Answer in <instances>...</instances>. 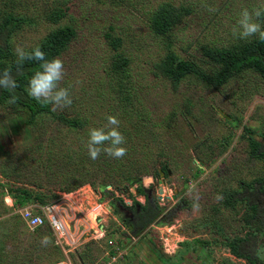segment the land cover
<instances>
[{
  "label": "rangeland",
  "instance_id": "rangeland-1",
  "mask_svg": "<svg viewBox=\"0 0 264 264\" xmlns=\"http://www.w3.org/2000/svg\"><path fill=\"white\" fill-rule=\"evenodd\" d=\"M164 2L185 14L159 35L150 18ZM261 6L264 0H0V21L20 18L8 35L9 54L0 56L6 64L16 62L18 45L30 51L52 29L74 30L51 57L64 64L60 87L69 90L70 107L48 104L30 121L25 107L0 103V186L59 196L51 205L31 197L10 206L0 194V264H107L113 254L123 264H248L227 246L246 233L264 264V158L254 156L245 136L251 130L264 147V81L245 68L209 85L205 75L219 67L202 53L246 41L238 36L239 14ZM259 22L264 26V17ZM165 53L192 70L177 80L161 76L153 66ZM121 57L126 62L116 68ZM108 115L120 121L126 155L102 152L84 161L89 129L102 127ZM137 168L141 178L130 183L122 173ZM72 177L94 186L64 191ZM139 185L167 222L157 218L135 235L109 199L124 207L145 203ZM242 185L254 189L253 202L263 207L254 216ZM230 193L237 194L232 203ZM23 211L42 219L53 213L64 231H32Z\"/></svg>",
  "mask_w": 264,
  "mask_h": 264
},
{
  "label": "trees",
  "instance_id": "trees-1",
  "mask_svg": "<svg viewBox=\"0 0 264 264\" xmlns=\"http://www.w3.org/2000/svg\"><path fill=\"white\" fill-rule=\"evenodd\" d=\"M184 14L185 9L182 6L176 7L175 5L167 2L161 3L151 14L150 28L154 33L162 35L175 23H177ZM19 21V17L10 14L6 15L0 21V56H6L9 54L7 45L8 35L10 31L19 23ZM73 35L74 30L69 25L52 29L49 32L47 39L42 41V43L39 45V48L45 53L46 59L51 60V57L61 48H63ZM202 53L207 57V59L211 61V63L216 64L219 67L217 71H213L207 77L205 75L204 78L209 85H221L234 73L245 68L252 69L264 81V41H260L256 37H252L250 40L237 42L225 48L207 47L202 49ZM125 62L126 59L124 57L118 58L115 61L114 66L116 68L122 67ZM153 67L161 76L170 80H177L187 71L190 69L192 70V66L190 67L188 63H184L179 60L176 61L172 53H165L156 63H154ZM5 69L12 70L16 79V88L14 92L0 88V103L5 99L11 98L12 95L17 96L18 99L15 104L25 107L30 115L29 120L32 121V118L35 115L47 109V105H42L36 100L32 99L23 89V85L27 84L34 72L40 70L39 62L26 61L23 64L22 70L20 72H16V62L6 64L0 61V72ZM72 123L77 124L76 121H72ZM245 136L249 142L250 149L256 150V154L254 156H262L264 158L263 144L254 138L253 132L249 129H245ZM262 138L264 140V137ZM84 155V161H88L90 159L88 154ZM140 170L142 169L137 168V170H134L133 173L122 174H124L126 180H129V182L132 183L140 180L141 176L139 177V173H137L140 172ZM79 172L82 176H89V172L85 169H81ZM90 172L91 175H94L96 170L91 168ZM109 178L111 177H108V179ZM108 179L103 182L111 183ZM69 182H71L70 187H66L64 191H69L70 189H74L84 183H88L91 187L94 186V183L91 180L87 181L73 177L69 180ZM241 188L243 191L248 193L246 196V200L249 201L247 207H249L251 210V214L254 216L258 210H263L261 205L262 203L259 204L262 207L260 209L258 208L257 203L253 202V200H256V196L252 193L254 192V189L250 188L248 185H242ZM138 190V192L143 193L146 196L145 203H134L139 207V209H141L139 212V222H136L134 225H132L130 224L131 222L121 219V221L125 222L126 225H131L130 230H133L135 235L144 230L157 218V222H167L164 213H162L161 207H159L155 202H150V199H148L147 194L144 192V187L139 185ZM1 193H5V195H8L10 198H12L13 204L15 202L17 206H22L24 202L31 197L41 205H51L59 198L57 193H50L44 196L41 193H32L26 187H20L18 185L0 186V194ZM236 195V193H230L228 203L235 201ZM261 195H264V193ZM109 202L115 207V209H118V206L120 205L123 206L122 201L114 197H110ZM260 202H262V200H260ZM135 205L133 207H135ZM42 226L46 232H50V229L46 225ZM40 228L41 226L36 227L32 229V231L36 232ZM250 235L253 234L246 233V235L241 237L230 238L227 246L232 255L243 259L248 264H260L259 253ZM2 247L4 249L3 252H7L5 251V246L3 245ZM3 255L5 261L10 258L8 253ZM11 262L12 258L10 263Z\"/></svg>",
  "mask_w": 264,
  "mask_h": 264
},
{
  "label": "clouds",
  "instance_id": "clouds-1",
  "mask_svg": "<svg viewBox=\"0 0 264 264\" xmlns=\"http://www.w3.org/2000/svg\"><path fill=\"white\" fill-rule=\"evenodd\" d=\"M208 11L213 12L215 9L209 7ZM262 17H264V6L251 11L243 9L237 21L239 38L247 40L250 37H256L258 40L264 41V26L259 22ZM15 55L16 72L22 70L26 61L39 62L40 70L35 71L27 82L29 97L42 105L51 104L61 109L71 106L72 99L69 90L60 87V82L64 78V64L61 59L49 60L46 59L45 53L39 47L26 51L19 45L15 48ZM0 88L14 92L16 79L12 70L5 69L0 72ZM17 99V96L12 95L7 103L15 104ZM119 125L120 121L116 116L108 115L106 123L102 127L89 129L85 147L90 159H98L102 152L113 159H121L126 155L127 149L123 146L126 143V138L119 131ZM199 207L198 202L193 203V208L199 209ZM42 243L47 244V239L45 238Z\"/></svg>",
  "mask_w": 264,
  "mask_h": 264
},
{
  "label": "built area",
  "instance_id": "built-area-1",
  "mask_svg": "<svg viewBox=\"0 0 264 264\" xmlns=\"http://www.w3.org/2000/svg\"><path fill=\"white\" fill-rule=\"evenodd\" d=\"M21 218L25 221V225L30 229H34L36 227H40L42 225H46L50 231L59 234L64 231V223L55 215L50 214L46 218L42 219L39 214H33L28 211H23L20 213ZM118 256L113 254V256L109 257V261L107 264H123L118 261Z\"/></svg>",
  "mask_w": 264,
  "mask_h": 264
},
{
  "label": "flooded vegetation",
  "instance_id": "flooded-vegetation-1",
  "mask_svg": "<svg viewBox=\"0 0 264 264\" xmlns=\"http://www.w3.org/2000/svg\"><path fill=\"white\" fill-rule=\"evenodd\" d=\"M146 199V196H145ZM120 210H121V219H125L129 222H131L130 224L134 225L136 222H139L140 218H139V212L141 209H139V207L137 205H135V207H132L131 205H129L128 207H124L122 205L119 206ZM128 224L127 227L130 229L131 225ZM131 232L133 230H130Z\"/></svg>",
  "mask_w": 264,
  "mask_h": 264
},
{
  "label": "crops",
  "instance_id": "crops-1",
  "mask_svg": "<svg viewBox=\"0 0 264 264\" xmlns=\"http://www.w3.org/2000/svg\"><path fill=\"white\" fill-rule=\"evenodd\" d=\"M6 198L9 199V200L11 201V203H10L11 205H10V206H12V200H13V199H11L8 195L6 196Z\"/></svg>",
  "mask_w": 264,
  "mask_h": 264
},
{
  "label": "water",
  "instance_id": "water-1",
  "mask_svg": "<svg viewBox=\"0 0 264 264\" xmlns=\"http://www.w3.org/2000/svg\"><path fill=\"white\" fill-rule=\"evenodd\" d=\"M147 197H148V195H147ZM148 199H149V197H148Z\"/></svg>",
  "mask_w": 264,
  "mask_h": 264
},
{
  "label": "bare ground",
  "instance_id": "bare-ground-1",
  "mask_svg": "<svg viewBox=\"0 0 264 264\" xmlns=\"http://www.w3.org/2000/svg\"><path fill=\"white\" fill-rule=\"evenodd\" d=\"M68 227V226H67Z\"/></svg>",
  "mask_w": 264,
  "mask_h": 264
}]
</instances>
